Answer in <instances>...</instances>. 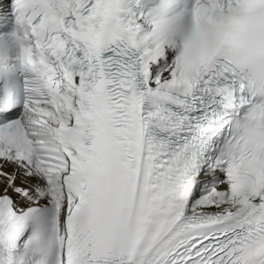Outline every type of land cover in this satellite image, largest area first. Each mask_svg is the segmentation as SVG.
Returning a JSON list of instances; mask_svg holds the SVG:
<instances>
[{"label":"snow or ice","instance_id":"snow-or-ice-1","mask_svg":"<svg viewBox=\"0 0 264 264\" xmlns=\"http://www.w3.org/2000/svg\"><path fill=\"white\" fill-rule=\"evenodd\" d=\"M0 264H264V0H0Z\"/></svg>","mask_w":264,"mask_h":264}]
</instances>
